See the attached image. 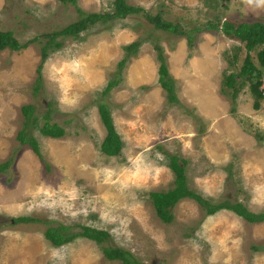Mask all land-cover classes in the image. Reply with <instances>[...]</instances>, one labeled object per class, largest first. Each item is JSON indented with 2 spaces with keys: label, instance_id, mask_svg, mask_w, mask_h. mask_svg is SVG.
<instances>
[{
  "label": "rangeland",
  "instance_id": "1",
  "mask_svg": "<svg viewBox=\"0 0 264 264\" xmlns=\"http://www.w3.org/2000/svg\"><path fill=\"white\" fill-rule=\"evenodd\" d=\"M112 1L76 3L90 12L110 10ZM127 1L184 28L199 25L193 45L140 13L99 20L78 37H57L62 45L49 49L34 90L47 34L79 14L60 0H0V30L20 41L38 36L25 48L0 50V163L9 160L0 169V264H122L104 255V245L122 246L147 264H264V221L249 222L228 209L206 214L184 197L165 222L149 196L173 184L171 153L186 160L188 184L203 196L264 209V138L257 137L264 135V92L258 108L247 81L231 97L222 87L224 71L238 69L245 48L229 65L224 51L231 54L236 40L203 26L219 19L264 22V0ZM136 38L144 41L119 66L123 44ZM154 44L176 79L177 102H168L157 81ZM113 77L118 83L102 93ZM101 101L123 140L117 155L99 148L106 133ZM26 103L35 107L28 129L42 157L17 137ZM45 114L64 127L63 135L39 131ZM22 215L38 220L14 221ZM58 223L71 231L81 224L106 229L109 237L97 242L77 235L53 245L44 231Z\"/></svg>",
  "mask_w": 264,
  "mask_h": 264
},
{
  "label": "trees",
  "instance_id": "2",
  "mask_svg": "<svg viewBox=\"0 0 264 264\" xmlns=\"http://www.w3.org/2000/svg\"><path fill=\"white\" fill-rule=\"evenodd\" d=\"M73 4L79 14L78 18L63 27L54 30L47 34L46 42L41 45V60L37 66V76L34 90H38L41 85V68L43 62L48 56L49 49H57L62 45V41L58 40L59 36L71 35L78 37L80 31L95 24L97 21L107 22L109 20L120 19L129 14H142V17L151 23L156 28L171 30L178 35L186 37L189 46H192L194 39V31L200 28L199 25H193L190 28H184L178 22L163 18L160 11L156 13L147 12L143 6L129 3L127 0H113L110 10L105 11H90L87 12L82 7L77 5L76 0H60ZM220 21V22H219ZM206 28L221 29V31L228 37L236 40L233 44V50L225 52L229 65L234 66L237 63L238 51L245 48V55L237 70L224 71L223 88L228 90L231 97L236 100L238 91L242 89L245 81L248 82L249 90L254 97L252 106L258 108L260 99L263 98L264 86V22L261 20L253 21H234L229 19L223 20H208L203 23ZM202 28V26H201ZM38 39V36H33L25 41L17 39L11 30H0V50L10 48L12 50H19L27 47V45ZM144 41L143 38H136L128 43L123 44L124 56L118 61L119 66L123 65L128 56L135 54L139 45ZM242 44V46H241ZM155 45V44H154ZM156 59L158 61L157 67V81L159 85L165 90V95L168 102H177L178 97L175 90L176 79L169 70L166 55L160 45H155ZM238 78V79H237ZM117 82L116 78L108 79L107 83L102 89V93L109 91ZM226 91V90H225ZM98 111L101 121L105 127L106 133L100 142V150L106 155H117L120 153L123 140L115 127L110 107L107 102H98ZM24 114V126L18 130L17 137L21 144H26L32 150L42 157L39 142L35 135L28 129L30 123L35 124L36 117L33 114L35 109L32 103H26L21 106ZM233 109V108H232ZM48 112V110H46ZM45 120L38 126L39 131L47 136L59 137L64 134L63 126L56 122H50L45 114ZM261 140L264 135L257 134ZM168 166L174 172L173 184L166 190H150L149 196L153 203L157 216L165 221L170 222L173 219L172 208L176 202L184 197H189L197 201L205 210L206 214H213L220 209H228L243 217L249 222L264 221V209L252 210L249 209L243 202L239 200L230 201L228 198L213 201L212 199L203 196L200 192L190 187L185 173L186 160L180 158L177 154L167 153ZM9 163V160L0 163V169L4 168ZM14 221H34L37 217L22 215L13 218ZM81 235L86 238L102 242L109 237V232L106 229L97 228L87 224H81L80 229L76 231L70 230V225L58 223L57 225H49L44 231V236L50 240L53 245H61L68 242L73 237ZM104 255L109 259H119L122 264H147L139 260L130 250L119 245H104L102 246Z\"/></svg>",
  "mask_w": 264,
  "mask_h": 264
},
{
  "label": "clouds",
  "instance_id": "3",
  "mask_svg": "<svg viewBox=\"0 0 264 264\" xmlns=\"http://www.w3.org/2000/svg\"><path fill=\"white\" fill-rule=\"evenodd\" d=\"M162 88V87H161Z\"/></svg>",
  "mask_w": 264,
  "mask_h": 264
},
{
  "label": "water",
  "instance_id": "4",
  "mask_svg": "<svg viewBox=\"0 0 264 264\" xmlns=\"http://www.w3.org/2000/svg\"><path fill=\"white\" fill-rule=\"evenodd\" d=\"M13 220V219H12Z\"/></svg>",
  "mask_w": 264,
  "mask_h": 264
}]
</instances>
